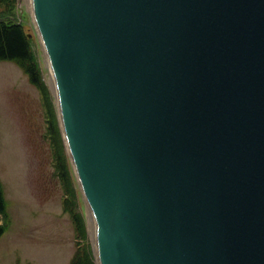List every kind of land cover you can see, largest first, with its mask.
<instances>
[{
	"label": "water",
	"instance_id": "1",
	"mask_svg": "<svg viewBox=\"0 0 264 264\" xmlns=\"http://www.w3.org/2000/svg\"><path fill=\"white\" fill-rule=\"evenodd\" d=\"M98 264H264V0H31Z\"/></svg>",
	"mask_w": 264,
	"mask_h": 264
},
{
	"label": "rangeland",
	"instance_id": "2",
	"mask_svg": "<svg viewBox=\"0 0 264 264\" xmlns=\"http://www.w3.org/2000/svg\"><path fill=\"white\" fill-rule=\"evenodd\" d=\"M17 3L38 83L16 61L0 60V180L6 201L0 264H71L79 248L90 264H98L90 209L63 137L31 0Z\"/></svg>",
	"mask_w": 264,
	"mask_h": 264
},
{
	"label": "trees",
	"instance_id": "3",
	"mask_svg": "<svg viewBox=\"0 0 264 264\" xmlns=\"http://www.w3.org/2000/svg\"><path fill=\"white\" fill-rule=\"evenodd\" d=\"M17 1L0 0V60L16 61L25 72L30 74L32 80L38 83L36 78L37 69L32 57V41L24 26L17 21ZM0 214H6V201L1 180ZM4 232L5 226L0 223V236ZM90 262L80 248L76 249L71 264H90Z\"/></svg>",
	"mask_w": 264,
	"mask_h": 264
},
{
	"label": "bare ground",
	"instance_id": "4",
	"mask_svg": "<svg viewBox=\"0 0 264 264\" xmlns=\"http://www.w3.org/2000/svg\"><path fill=\"white\" fill-rule=\"evenodd\" d=\"M47 61H48V58H47ZM48 64H49V62H48ZM51 81H52V84H53V87H54V89H55V92L57 91L56 90V86H55V81H54V77H53V74H52V71H51ZM56 95H57V92H56ZM88 207H89V205H88ZM89 209H90V207H89ZM90 219H91V222H92V227H93V229H92V234H93V238H94V243H95V237H96V235H95V223H94V219H93V215H92V211H91V209H90ZM95 251H96V243H95Z\"/></svg>",
	"mask_w": 264,
	"mask_h": 264
}]
</instances>
